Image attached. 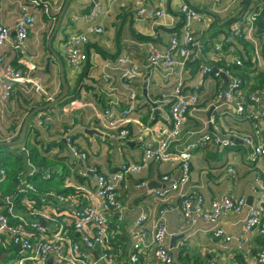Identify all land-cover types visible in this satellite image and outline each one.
<instances>
[{"label":"crops","instance_id":"1","mask_svg":"<svg viewBox=\"0 0 264 264\" xmlns=\"http://www.w3.org/2000/svg\"><path fill=\"white\" fill-rule=\"evenodd\" d=\"M63 2L0 0V25L13 28L23 5L37 16V23L23 43L16 45L13 30L12 40L0 46V55L5 56L9 64L20 69H30L37 80V84L33 81H19L10 98L0 101V142L9 141L15 136L30 108L41 106L43 102L61 93L57 58L63 65L69 88V94L64 99L31 118L24 142L14 147L23 155L22 178H28L29 181L38 169L27 157L31 147H34L38 158L44 159L43 168L48 169L42 175L48 179L50 177L51 182L58 187L48 188L46 194L39 195L51 197L59 194L64 197H53L44 204L45 208L48 204L54 208V215L51 214L44 222V225L50 226L49 230L63 229L69 237L79 242L82 251H86L79 234L73 230L71 220L73 211L81 207L83 197L94 193L97 174H110L122 163L138 162L142 157L143 144L155 143L153 136L148 131L143 132V128L149 125L169 126L167 119L170 100L166 94L177 77L182 76L185 92L196 94L199 100L197 116L185 118L180 140L171 145L173 158L157 164L151 163L145 170L129 176L128 188L119 191L124 207L122 214H109L110 230L116 236L111 251L117 253L115 264H128V257L134 251L133 245L137 240L136 219L141 214L146 215L141 228L146 236L144 241L149 244L157 211L164 206L159 199L146 195V191L163 188L162 174L179 176L178 156L183 154L186 146L204 134L212 136L219 131L222 134L235 131L242 135L253 130V120L246 113L236 114L216 101L217 94L223 91V76H214L212 73L201 75L198 68L201 64H207L212 69L228 68L243 79L241 90H244V94L260 92L258 81L264 75V53L255 58L250 43L238 37L231 38L229 42L225 38L230 37L232 22L242 11L253 9L262 13L264 0H147L143 6L137 0H70L52 41L54 57L47 42ZM183 2L202 15L201 21L191 24L192 29L199 34L202 46L201 52L195 57L199 64L186 61L184 67L175 66L170 72L147 68L145 62L148 46L163 50L167 48L173 33L181 34L184 17L180 13V5ZM96 6L99 11L90 15ZM139 7L145 9L146 15L157 8H162L165 13L151 19L138 16ZM97 26L102 27V32L88 33L90 27ZM80 33L88 36L83 46L87 61L79 72H75L66 60V41L70 34ZM260 34L264 35V31ZM122 57L141 66V74L132 86L127 87L118 76L119 69L114 68L117 60ZM237 59L241 60L239 66L235 64ZM119 66L122 68L123 64ZM106 74H110L111 78H107ZM110 100L117 102V115L124 119L122 125L114 130L107 128L101 116ZM149 100L156 106H152ZM130 105H133L132 110L124 114L123 111ZM212 105L215 107L208 116L207 112ZM257 109L260 112L259 105ZM38 120L42 121L41 125ZM257 123L262 131L260 141L264 143V122L259 117ZM121 128L128 132L125 138L111 139L100 134H116ZM87 130H97L99 134H89ZM65 134H71L72 144L80 153L86 154L84 159L69 152L63 139ZM249 151L250 147L237 139L229 148L204 142L189 153V181L185 190L198 188L204 196L205 205L223 194L245 197L246 205L240 214H221L218 222L233 239L246 237L244 216L257 202L259 195L264 196V158L247 165ZM229 166L234 168V175L227 172ZM90 169L94 171L90 172ZM39 177L42 178L41 175ZM138 181H146L147 188H136L134 184ZM0 194L3 203L7 198L5 196L11 195H4L2 191ZM171 195L176 202L179 201L176 192ZM10 203L11 216L16 219L12 221L28 219L22 199L10 200ZM165 223L169 232L167 245L175 264H181L182 256L192 261V264H206L209 261L217 264H254L256 251L264 247V237L260 236L250 238L243 246H237L234 240L224 241L213 234L214 228L209 222L199 216H195L194 221L183 219L177 209L168 212ZM174 236L178 237L173 239ZM16 246L14 249L18 252L20 247ZM142 250V259L151 260L152 248L142 247ZM90 256L93 261H99V248L90 250Z\"/></svg>","mask_w":264,"mask_h":264},{"label":"built area","instance_id":"2","mask_svg":"<svg viewBox=\"0 0 264 264\" xmlns=\"http://www.w3.org/2000/svg\"><path fill=\"white\" fill-rule=\"evenodd\" d=\"M147 0H137L142 5ZM217 2L218 0H212ZM96 6L90 15L98 12ZM259 10H244L240 16L232 22L231 33L226 41H230L233 37L241 38L250 43L254 50V57L264 53V35L260 34L256 26V17ZM162 8L154 9L147 15L145 9L139 7L137 15L147 16L151 19L164 15ZM180 13L184 17V24L181 34L173 33L169 37L167 48L158 50L154 46H148V56L145 66L150 69H162L170 72L175 66L184 67L185 62L193 59L202 46L200 45L199 34L191 27L192 22L201 21L202 15L193 9L189 4L183 2L180 5ZM37 23V16L28 10L26 5L21 6L20 12L15 21L14 27L0 25V46L12 40L11 33L14 30V40L16 45L23 43L29 34V31ZM102 27H90L88 33L102 32ZM87 34H70L66 41V60L71 69L79 72L87 61V55L83 50V46L87 43ZM220 48V46H219ZM123 66L120 68L119 64ZM116 69H119V78L128 87L141 74V66L134 63L127 57L117 60ZM237 66L241 65V60H235ZM199 74L207 75L212 73L214 76L224 74L228 77V84L224 91L217 94L216 101L223 104L225 109L233 110L236 114L246 113L253 120V130L250 133L238 134L235 131L222 134L220 131L215 132L212 136L204 134L200 139L189 143L183 154H179V176L174 177L171 173L161 175L163 188L147 189L146 195H151L164 203L159 208L156 218L153 222L152 236L149 244H146L144 231L141 224L146 215L141 214L136 219L137 229L135 241L132 251L128 257V264H175L174 257L167 245V237L169 232L165 223V216L168 212L177 209L183 219L194 221L195 216L201 217L204 221L209 222L213 226V234L222 238L224 241L234 240L237 246L245 245V242L252 237H264V196L262 194L257 198V202L253 204L244 216V230L246 237L233 239L226 234L218 225L221 214L238 215L246 205L245 197H233L230 194H223L220 197L211 200L207 205L204 196L198 188L185 190L184 187L189 181V153L197 146L204 142H213L223 147L229 148L234 145L237 139L242 140L250 147V151L246 157L248 164H254L257 160L264 158V143H261V128L258 126L257 118L264 122V98L260 92H251L244 94L243 79L230 70L219 68L212 71V67L207 64L199 66ZM107 78H111L110 74H106ZM21 80L33 81L37 84V80L33 77L30 69H20L9 64L5 60V56L0 55V83L2 92L0 101H7L13 88ZM264 88V82H263ZM166 98L170 100L168 125L153 126L149 125L143 128V132L148 133L155 139L154 144L144 143L142 157L138 162H125L110 174H97L95 182V190L93 194H87L80 201L81 207L73 211L72 225L75 233L79 234L82 239L86 251L80 249L78 241L69 237L63 229L49 230V225H44L45 219L54 215L52 204H48L45 208L44 204L49 202L53 197L55 199H63L64 197L57 194L41 196L39 201L30 196L34 193V187L24 179L23 173L19 174L18 192H21L22 206L24 213L28 216L26 220L12 221L10 200L16 199V195L11 194L1 202L0 194V249L4 251L6 257L0 260V264H46L50 254L54 255V263L61 264H115L117 261V253H111L112 242L116 236L110 230L109 214L110 212H119L122 214L124 207L120 200V189L128 188L129 176H134L145 170L151 163L157 164L162 161L172 159L174 154L171 152V145H175L180 140L181 129L186 117H196L199 110L198 96L194 93H187L184 90L182 76L176 78L174 84L166 94ZM133 98V95H131ZM252 105L248 107V102ZM102 112L107 128L114 130L121 126L124 122L123 117L117 115V102L110 100ZM257 105L260 106V112H257ZM133 105L126 108L123 113L127 114L132 110ZM250 109L251 111H249ZM256 110L255 113L252 111ZM248 111V112H247ZM212 121V119H210ZM41 125L42 121L38 120ZM101 136L107 138H125L128 134L127 130L121 128L116 134L100 133ZM64 142L73 156L84 159L86 154L80 153L72 144L71 134H65ZM94 170L90 169V172ZM227 172L234 175V168L227 167ZM4 176V170H0ZM136 188H147L146 181H138L134 184ZM172 192L177 193L178 202L171 196ZM4 197V198H5ZM50 197V198H48ZM71 198V196H68ZM9 199V200H8ZM56 214V213H55ZM19 245L20 250L15 251L14 246ZM150 246L153 250L151 260H143L142 247ZM96 247L100 250L99 261H93L90 256V250ZM246 248V247H244ZM247 250V249H246ZM192 264V261L189 262ZM206 264H217L215 261H209ZM254 264H264V247H260L254 256Z\"/></svg>","mask_w":264,"mask_h":264},{"label":"trees","instance_id":"3","mask_svg":"<svg viewBox=\"0 0 264 264\" xmlns=\"http://www.w3.org/2000/svg\"><path fill=\"white\" fill-rule=\"evenodd\" d=\"M57 16H58V14H57ZM255 23H256L257 29L260 32H263L264 31V10L262 13L260 10L258 11V15L256 17ZM258 26H259V28H258ZM263 49H264V47H263ZM99 51L101 53H103V51H101V50H99ZM195 57L193 59H189L188 62L189 61L198 62V64H199L198 58H195ZM86 68H85V71H86ZM224 69H228V68H224ZM215 70L216 69H213L212 71H215ZM228 70H230V69H228ZM261 78L262 79H260L258 81V86H259V90L260 91L262 90L261 93L263 94L264 93V88H263L264 75H262ZM263 98H264V94H263ZM47 102L48 101H45V102H43V104H45ZM31 109L32 108H30V110ZM30 110H28V112H30ZM44 110H46V109H44ZM44 110H42V111H44ZM37 113H39V112H36L33 116H35ZM20 128H21V126H20ZM19 132H20V129L17 131L15 136H13L11 138V140L17 139L19 136ZM24 140H25V137H24ZM24 140H23V142H24ZM22 143H20V144H22ZM20 144H18V145H20ZM18 145H14V146L0 145V170L1 169L4 170V176L1 175V173H0V191H2V193L4 195H8L9 193L16 195L17 200L20 199V197H21V192L20 193L18 192L17 186L19 184V174L23 170V155L21 153H18L16 151V148H14ZM38 156H39L38 152H36L35 148L31 147L30 154L27 157L31 161V163H34L38 167V169H37V171L33 172L32 177L29 179V181H31V184L35 190V192L31 193L30 196L32 198L36 199L37 201H39V198L41 197L39 194H42V193L46 194L47 193L46 190L48 188L58 189V187H56L57 184L56 183L53 184L50 180V177L48 179V178L44 177V175H42L43 171L40 168L45 167V164H44L45 162H44V159L38 158ZM40 175L42 176L43 179L41 177H39ZM62 191H64L65 193L68 192V190H65V189H62ZM3 253H4V251L0 249V256ZM189 262L190 261L187 258H183V256H182L181 264H189ZM197 264H199V263H197Z\"/></svg>","mask_w":264,"mask_h":264},{"label":"water","instance_id":"4","mask_svg":"<svg viewBox=\"0 0 264 264\" xmlns=\"http://www.w3.org/2000/svg\"><path fill=\"white\" fill-rule=\"evenodd\" d=\"M70 0H64L63 2V5L61 7V10L59 11L58 13V16H57V19L55 21V24H54V27L52 29V32L48 38V42H47V46L48 48L51 50L53 56L55 57V52L52 48V41L55 37V34L58 30V27L60 25V21L62 19V16L66 10V7L68 6ZM57 58V57H56ZM58 61V64H59V73H60V82H61V93L56 96L55 98L49 100L47 103L41 105V106H38V107H34L30 110V112L27 113V115L25 116L23 122H22V125H21V128H20V132H19V136L17 139H14V140H9V141H4V142H0V145H5V146H14V145H18L20 143L23 142L24 140V137H25V134H26V131H27V126H28V122L31 120V118L33 117V115L36 113V112H40L44 109H47L48 107H51L53 106L54 104L58 103L59 101H61L62 99H64L69 93L68 91V84H67V81H66V78H65V73H64V68H63V65L61 64V62L58 60V58L56 59ZM223 76V78L225 79V83H224V86H223V91L225 90L226 88V85H227V82H228V77L225 76L224 74H221ZM150 101V100H149ZM150 103L152 104V106H156L155 103L151 102ZM214 105L211 106V108L209 109V111L207 112V115L210 116L211 114V111L214 109ZM89 134L91 133H98L99 132L97 130H87ZM43 172H46L48 171V169L46 168H40ZM183 236V235H182ZM176 237L178 236H174L173 239H176ZM179 238H181L179 236ZM17 248H19L20 246H16ZM4 257H6V254H2L1 256V259H3ZM46 264H55L54 263V255L53 254H50L47 261H46Z\"/></svg>","mask_w":264,"mask_h":264},{"label":"rangeland","instance_id":"5","mask_svg":"<svg viewBox=\"0 0 264 264\" xmlns=\"http://www.w3.org/2000/svg\"><path fill=\"white\" fill-rule=\"evenodd\" d=\"M46 110H47V109H46ZM246 164H247V165H251V164H248L247 161H246Z\"/></svg>","mask_w":264,"mask_h":264}]
</instances>
